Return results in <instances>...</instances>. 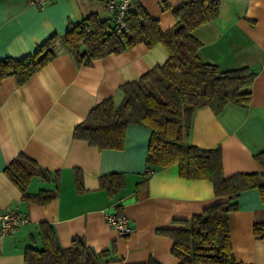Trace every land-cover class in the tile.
<instances>
[{
  "label": "crops",
  "instance_id": "1",
  "mask_svg": "<svg viewBox=\"0 0 264 264\" xmlns=\"http://www.w3.org/2000/svg\"><path fill=\"white\" fill-rule=\"evenodd\" d=\"M181 1L143 0L139 5L167 30L176 24L171 11ZM89 16L110 21L97 0H51L42 9L27 0H0V60L20 59L58 38L51 47L54 58L26 83L7 77L0 84V212L10 208L27 218L10 234L0 232V264H26L27 248L42 250L41 224L51 227L62 249L77 238L95 253L114 248V260L104 264H178L170 252L172 241L157 232L181 229L191 217L227 201L215 197L207 181L181 179L176 165L148 176L150 131L143 126L128 125L121 150H100L73 138L74 128L91 109L106 99L117 108L124 84L169 57L161 45L137 44L89 66L77 65L62 37ZM192 36L201 44L196 53L201 62L222 72L247 68L255 77L249 108L227 105L217 116L208 107L196 109L188 143L201 150L220 147L225 177L262 172L253 156L264 152V0H221L217 19L196 28ZM20 154L45 175L32 178L28 193L54 192L48 203L23 202L4 173ZM75 170L82 175L84 192L76 190ZM113 173L123 175L124 187L109 196L99 179ZM237 204L229 217L234 259L264 264V240L253 234L254 224L264 223V203L253 189L242 192ZM108 214L127 217L131 234L121 237L108 223Z\"/></svg>",
  "mask_w": 264,
  "mask_h": 264
},
{
  "label": "trees",
  "instance_id": "2",
  "mask_svg": "<svg viewBox=\"0 0 264 264\" xmlns=\"http://www.w3.org/2000/svg\"><path fill=\"white\" fill-rule=\"evenodd\" d=\"M220 1L182 0L171 11L176 24L167 30H162L159 22L137 5L126 15L127 30L118 35L113 33L109 22L89 16L62 37L79 66H89L111 54L119 55L137 44L147 48L161 45L168 52L163 65L121 87L124 99L117 108L111 99H106L91 109L86 119L74 128L73 138L100 150H121L128 125L143 126L150 131L146 157L148 176L176 165L181 179L207 181L215 197H227L226 202L208 207L183 222L181 229L157 232L172 241L170 252L178 264H238L229 239L230 214L237 210L238 197L245 191L257 190L264 203V152L253 156L262 172L225 177L220 147L201 150L188 143L190 120L196 109L208 107L217 116L227 105L247 109L251 102L255 73L247 68L222 72L196 56L201 44L192 32L217 19ZM57 39L51 37L34 53L20 59L0 60V84L7 77H14L20 85L26 83L54 58L51 47ZM4 173L20 190L25 203L44 205L55 197L54 192L28 193L32 178L45 175L23 154L12 160ZM74 178L76 190L84 192L79 170L74 171ZM99 184L100 189L113 196L123 189L124 178L120 173H113L100 177ZM40 230L43 249L27 248L26 264H104L114 260L111 257L114 248L95 253L83 239L77 238L69 248L62 249L50 226L41 224ZM253 234L264 240V223H255ZM147 264L158 263L151 260Z\"/></svg>",
  "mask_w": 264,
  "mask_h": 264
},
{
  "label": "built area",
  "instance_id": "3",
  "mask_svg": "<svg viewBox=\"0 0 264 264\" xmlns=\"http://www.w3.org/2000/svg\"><path fill=\"white\" fill-rule=\"evenodd\" d=\"M31 5L40 9L44 8L51 0H27ZM102 3L110 15V24L115 35L127 30L126 15L139 5L143 0H97ZM88 33L90 30L87 31ZM108 223L114 228L121 237H127L131 234L130 221L127 217L118 214H108L106 216ZM27 223V218L14 211L6 209L0 212V232L7 235L15 229Z\"/></svg>",
  "mask_w": 264,
  "mask_h": 264
}]
</instances>
